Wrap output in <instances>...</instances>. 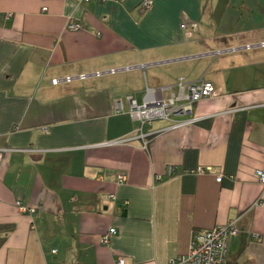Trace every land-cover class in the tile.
<instances>
[{"label":"crops","instance_id":"crops-1","mask_svg":"<svg viewBox=\"0 0 264 264\" xmlns=\"http://www.w3.org/2000/svg\"><path fill=\"white\" fill-rule=\"evenodd\" d=\"M260 43L264 0H0V264H170L230 221L264 264ZM180 78L215 94L139 138L127 97Z\"/></svg>","mask_w":264,"mask_h":264},{"label":"built area","instance_id":"built-area-1","mask_svg":"<svg viewBox=\"0 0 264 264\" xmlns=\"http://www.w3.org/2000/svg\"><path fill=\"white\" fill-rule=\"evenodd\" d=\"M84 1L88 2L89 0ZM150 7V1H144L142 3V8L145 11L150 9ZM43 11H46V9H43ZM67 30L72 32L77 31L79 30V25L69 22L67 25ZM256 46L264 47V43H260L258 45H247L243 49L251 50ZM86 77V75H81L78 78L84 79ZM63 81L68 83L71 81V78H66ZM58 83H60L59 80L52 81L53 85H57ZM176 86L179 91L178 95L172 96L168 100L162 99V97L158 95L157 91H152L149 89H146L141 105H138L132 97H127L130 105V116L132 119L139 122V138H145L141 132L142 127L149 125L151 122L156 120L171 121L173 116H184L191 112L192 105L199 103L204 99L211 98L215 94V88L213 84L203 80L195 83H188L184 81V79L180 78L178 79ZM167 89L170 88L161 89V91ZM115 104V107L118 109L120 106L119 103L116 102ZM187 123H190V121L176 123L173 128L183 126ZM126 142V139H122L113 143H107L106 146L125 144ZM171 172L172 169H170L169 173ZM256 175L258 176L261 185L264 186V173L257 171ZM124 180V177H118V183H122ZM217 181L219 182L220 178H218ZM110 198L113 199L114 197L111 196ZM17 206H19V203H17ZM19 208L25 212H33V210H27L23 207ZM238 232L239 230L234 221H230L217 228L200 231L193 236L187 253L171 260L170 264H225L228 240L231 237L236 236ZM115 234V230L110 229L108 233L103 235L100 243L102 245H106L109 241V238ZM115 264L125 263L122 259H118Z\"/></svg>","mask_w":264,"mask_h":264},{"label":"trees","instance_id":"trees-1","mask_svg":"<svg viewBox=\"0 0 264 264\" xmlns=\"http://www.w3.org/2000/svg\"><path fill=\"white\" fill-rule=\"evenodd\" d=\"M2 242V239L0 238V243ZM226 263V262H225Z\"/></svg>","mask_w":264,"mask_h":264},{"label":"rangeland","instance_id":"rangeland-1","mask_svg":"<svg viewBox=\"0 0 264 264\" xmlns=\"http://www.w3.org/2000/svg\"><path fill=\"white\" fill-rule=\"evenodd\" d=\"M228 45V44H227Z\"/></svg>","mask_w":264,"mask_h":264}]
</instances>
